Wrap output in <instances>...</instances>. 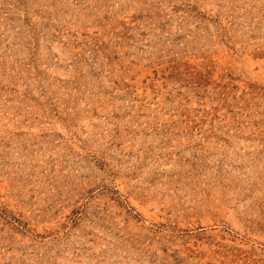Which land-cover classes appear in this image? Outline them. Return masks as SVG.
<instances>
[{
    "label": "rangeland",
    "instance_id": "1",
    "mask_svg": "<svg viewBox=\"0 0 264 264\" xmlns=\"http://www.w3.org/2000/svg\"><path fill=\"white\" fill-rule=\"evenodd\" d=\"M0 264H264V0H0Z\"/></svg>",
    "mask_w": 264,
    "mask_h": 264
}]
</instances>
